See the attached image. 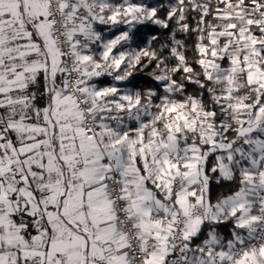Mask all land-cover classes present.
I'll list each match as a JSON object with an SVG mask.
<instances>
[{"label": "snow or ice", "instance_id": "obj_1", "mask_svg": "<svg viewBox=\"0 0 264 264\" xmlns=\"http://www.w3.org/2000/svg\"><path fill=\"white\" fill-rule=\"evenodd\" d=\"M0 264H264V0H0Z\"/></svg>", "mask_w": 264, "mask_h": 264}]
</instances>
